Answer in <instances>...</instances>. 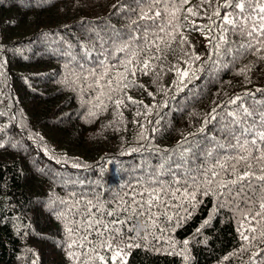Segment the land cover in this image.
Returning a JSON list of instances; mask_svg holds the SVG:
<instances>
[{
  "label": "trees",
  "instance_id": "trees-1",
  "mask_svg": "<svg viewBox=\"0 0 264 264\" xmlns=\"http://www.w3.org/2000/svg\"><path fill=\"white\" fill-rule=\"evenodd\" d=\"M118 2L0 0V264H73L64 225L72 227L71 219L80 218L58 219L63 209L58 201L89 188L101 197L109 189L114 195L149 158L148 152H133L148 144L139 138L141 125L151 148L172 149L199 133L214 108H234L229 101L237 95L251 92L256 101L264 100L257 91L264 89V51L205 62L207 33L186 26L187 44L177 38L173 51L164 49L151 61L148 75L138 72L132 78L138 86L126 95L142 104L125 100L119 110L109 101L103 110L94 106L96 94L82 91V82L66 83L75 79L74 69L65 67L62 52L77 41L89 43L86 32L125 27L127 18L112 7ZM198 3L192 0V6ZM195 22L210 23L203 13ZM189 52L202 60L192 63L195 75L178 88L176 70L188 67ZM214 126L207 124L209 135ZM197 200L190 215L173 202V219L158 216L157 227L150 229L164 238L154 241L149 235L143 246L129 249L127 264H264V242L241 234L252 237L247 228L256 227L255 221L241 228L235 209L217 208L211 195L197 193ZM177 215L185 218L177 221ZM139 223L143 228L137 231L144 235L149 230L144 217ZM130 226L126 222L125 228Z\"/></svg>",
  "mask_w": 264,
  "mask_h": 264
},
{
  "label": "snow or ice",
  "instance_id": "snow-or-ice-1",
  "mask_svg": "<svg viewBox=\"0 0 264 264\" xmlns=\"http://www.w3.org/2000/svg\"><path fill=\"white\" fill-rule=\"evenodd\" d=\"M112 7L114 14L123 13L127 18L125 27L107 25L106 29L86 32L89 43L77 41L76 46L69 44L62 52L68 59L65 67L74 69L71 75L75 79L66 83L82 82L86 86L82 91L94 92V106L101 110L108 106L105 101L117 110L125 106V100L142 104L126 95V90L138 86L132 78L138 72L148 75L151 61L160 59L157 54L164 49L173 51L177 38L181 45L187 44L186 26L207 33L210 52L203 58L205 62L264 51V0H199L195 6L192 0H119ZM208 8L212 9L210 14ZM202 13L209 24H196ZM185 55L188 67L176 70L178 88L195 75L192 63L202 60L195 52ZM257 91L264 93V89ZM229 103L235 107L224 111L221 106L219 112L214 108L199 133L184 137L172 149L151 148V138L141 125L139 138L148 144L133 152H148L149 158L114 195L109 189L101 197L98 190L89 188L87 193L73 192L69 200L59 199L63 209L58 219L80 218L71 219L72 227L67 222L64 225L71 241L67 244L68 259L73 264H127L129 249L143 246L141 242L149 235L154 241L164 238L163 232L157 237L150 231L157 227V217L172 220L169 209L173 202L190 215L199 203L197 193L216 197L217 208L235 209L241 228L255 221L256 227L247 228L252 237L241 234L245 240L264 242V100L258 102L251 92H245ZM210 121L215 125L213 135L208 134ZM140 217L149 229L144 235L137 231ZM182 218L176 216L177 221ZM126 222L131 223L130 228H125ZM81 231L82 235L73 238ZM187 243L184 241L185 246Z\"/></svg>",
  "mask_w": 264,
  "mask_h": 264
},
{
  "label": "clouds",
  "instance_id": "clouds-1",
  "mask_svg": "<svg viewBox=\"0 0 264 264\" xmlns=\"http://www.w3.org/2000/svg\"><path fill=\"white\" fill-rule=\"evenodd\" d=\"M139 228H140V229H142V228H143V225H142V224H140Z\"/></svg>",
  "mask_w": 264,
  "mask_h": 264
}]
</instances>
